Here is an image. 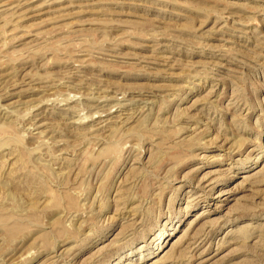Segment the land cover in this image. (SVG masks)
<instances>
[{
	"label": "rangeland",
	"instance_id": "1",
	"mask_svg": "<svg viewBox=\"0 0 264 264\" xmlns=\"http://www.w3.org/2000/svg\"><path fill=\"white\" fill-rule=\"evenodd\" d=\"M0 7V264H264V0Z\"/></svg>",
	"mask_w": 264,
	"mask_h": 264
},
{
	"label": "bare ground",
	"instance_id": "2",
	"mask_svg": "<svg viewBox=\"0 0 264 264\" xmlns=\"http://www.w3.org/2000/svg\"><path fill=\"white\" fill-rule=\"evenodd\" d=\"M20 5V4H19ZM1 8V7H0ZM12 10H13V8H12ZM15 13V12H14ZM13 20V19H12ZM206 182H207V180H205ZM209 183V182H208ZM205 184V183H204ZM210 185H209V189L210 190H212L213 188H214V186H212V182H210L209 183ZM215 185V184H214ZM200 186V185H199ZM203 186V185H202ZM206 187H208V184L207 185H205ZM221 195H224V193L223 192H217V194L212 198V205L213 206H216L217 207V202H218V199H219V197L221 196ZM222 200V199H221ZM226 200V199H225ZM220 205V204H219ZM215 209V208H214Z\"/></svg>",
	"mask_w": 264,
	"mask_h": 264
}]
</instances>
